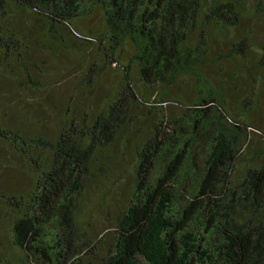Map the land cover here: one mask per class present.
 <instances>
[{
	"label": "trees",
	"instance_id": "obj_1",
	"mask_svg": "<svg viewBox=\"0 0 264 264\" xmlns=\"http://www.w3.org/2000/svg\"><path fill=\"white\" fill-rule=\"evenodd\" d=\"M262 29L264 0H0V264H264ZM78 45L82 101L45 61ZM25 107L49 115L14 126Z\"/></svg>",
	"mask_w": 264,
	"mask_h": 264
},
{
	"label": "rangeland",
	"instance_id": "obj_2",
	"mask_svg": "<svg viewBox=\"0 0 264 264\" xmlns=\"http://www.w3.org/2000/svg\"><path fill=\"white\" fill-rule=\"evenodd\" d=\"M97 20L98 17L92 15L88 19H85L84 24L81 21L79 25L82 28L85 27L86 25H88V27L94 28ZM263 31H264L263 29L259 30L258 35L261 36ZM88 54L92 55L89 52L87 53L86 50H83L82 47L78 45V46L70 47L67 50L60 51L56 57H51L50 55L46 57L45 61H47L48 72L49 73L53 72L54 74H56V76H58V78H61L59 80L62 81V86L59 89L62 92L61 94H63L65 99L70 97L73 98L74 101L83 100L84 95L82 94L81 91H77V85L79 80L81 79V75L84 70V66H85V64L83 63L84 58L85 57L90 58ZM105 80L104 82L100 83V85L97 86L94 91H92L94 94V98L92 99L93 103H99L100 95L104 92V87L111 85L108 80L106 81ZM138 87L140 88L141 85H138ZM20 89L24 94V99H28L31 96L32 93H27L22 88ZM165 107L171 110L175 109L173 105L170 107L169 106H165ZM41 108H40V112L36 114L34 113V115L32 112L33 109L29 107H25L20 114H18L19 112L18 110H13V118L11 119L10 122L14 126L21 125L24 129H31V126H29L28 120L26 118L28 114H31V116L42 120H44L49 115L47 111ZM167 113H169V110H167ZM255 119L258 120V123H263L264 121L263 115L262 116L256 115ZM47 123L41 126V129H43V131L47 130ZM2 150L3 149L0 148V157L4 162V158L2 156L5 155H1V154H5V153ZM1 180H2V186L7 193H10V191L22 192L29 186V181H28L29 179L26 173L22 172V170L20 171L15 166H11V167L8 166L7 169L4 168L3 174L1 175ZM102 198H103L102 193L93 190H89L85 196L84 202H86V205L84 208V212L79 217V222L81 226L82 225L85 226L87 224L89 225L86 227V231L90 229L88 231V236L90 235V233L100 236L107 229L106 228L107 226L105 224V219L107 218L105 212L108 211V208L107 207L102 208V206L100 207L99 203L101 202ZM54 225L55 228L54 226H51L48 231L50 234L47 236L48 239H51L52 237L54 238V240H56L57 237L56 236L54 237V234H57L59 236L63 234L62 229H60L61 226L57 227L55 223ZM2 229L4 230V233L3 236L0 235V237H1V241L4 242L5 244L7 241L6 240L7 236L8 238L10 237L8 234L6 235L7 229L5 225H2ZM83 233L84 232H81V235H79L77 240H79L80 238L87 239L88 236L86 237L85 234ZM4 246L7 250L10 248V245L5 244Z\"/></svg>",
	"mask_w": 264,
	"mask_h": 264
}]
</instances>
